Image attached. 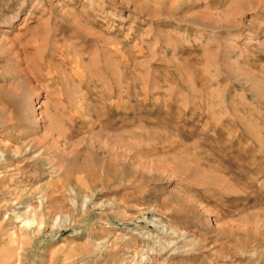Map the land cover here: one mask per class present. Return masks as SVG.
Instances as JSON below:
<instances>
[{
    "label": "rangeland",
    "instance_id": "obj_1",
    "mask_svg": "<svg viewBox=\"0 0 264 264\" xmlns=\"http://www.w3.org/2000/svg\"><path fill=\"white\" fill-rule=\"evenodd\" d=\"M0 264H264V0H0Z\"/></svg>",
    "mask_w": 264,
    "mask_h": 264
},
{
    "label": "bare ground",
    "instance_id": "obj_2",
    "mask_svg": "<svg viewBox=\"0 0 264 264\" xmlns=\"http://www.w3.org/2000/svg\"><path fill=\"white\" fill-rule=\"evenodd\" d=\"M241 1V0H240Z\"/></svg>",
    "mask_w": 264,
    "mask_h": 264
}]
</instances>
